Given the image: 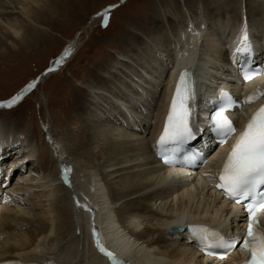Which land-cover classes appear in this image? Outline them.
I'll use <instances>...</instances> for the list:
<instances>
[{
  "label": "bare ground",
  "instance_id": "bare-ground-1",
  "mask_svg": "<svg viewBox=\"0 0 264 264\" xmlns=\"http://www.w3.org/2000/svg\"><path fill=\"white\" fill-rule=\"evenodd\" d=\"M30 2V4L33 3V1ZM58 2L61 0L55 1V3ZM38 3L35 4L36 8L33 11H36V14L32 18L40 23V17L47 12L36 10L37 7H40L41 1ZM0 5L3 6L2 3ZM10 7L14 10L17 5L8 6V8ZM19 7L22 8V6ZM211 8H219V5L215 4ZM0 12L9 14L16 11ZM223 12L220 11L216 15L222 16ZM250 12L251 22L248 13L246 16L256 35L261 29L256 25L258 23L256 16H262L264 10L252 8ZM233 15L238 18L240 23L244 13L237 12L236 15ZM208 17L209 19L206 18L204 22L212 23L213 19H210L209 15ZM152 19L148 20L149 26L155 24L156 20ZM191 21L184 25L186 29L191 25ZM7 22L9 21L7 20ZM181 22L179 21V23ZM259 24L261 25V23ZM229 25L227 22L224 25V30ZM3 27L15 32L14 35H19V31L14 29V26L3 25ZM186 33L189 32H184L185 39L179 37L178 42L175 43L174 54H171L173 48H168L171 44L168 43L169 39L161 41L160 38L158 40L155 38L152 45L161 49L158 55H153V58L148 56L144 58V54H138L136 57L126 54L118 59L114 71L110 72L114 79L104 75L105 82L108 83L87 86L90 111L89 116L85 119V127L88 132L94 129L93 126L98 128L91 121L103 117L109 121L126 120L123 113L126 118L131 116L132 127L139 126L147 129V126L153 124L148 131L142 130L143 133L140 134L130 128L124 129L125 127L109 123L106 127L110 129V135L114 139L113 152H110L108 159L104 161V168L102 163L98 166L85 162L82 160L81 154L74 157L73 155L77 154L76 149L67 146L64 149L60 148V151L66 150L67 155L73 154V157L68 156L71 159L70 164H66L64 153H62L64 156L59 159L55 158L56 160L54 159L55 155L51 154L52 167L55 165V161L58 164L54 168L56 171H43L46 160L43 155L40 158L42 165L37 170V174L34 173L36 170L33 168H30L29 174H27L22 171L23 165L26 163L29 166L32 161L37 159L36 148L34 149L31 144L25 145L28 141L17 137L15 132L14 135L6 133L2 125L4 119L0 118V145H5L6 136L14 137L7 146L13 144L12 147L16 145L19 147L16 148L19 153L11 157L9 163L8 161L0 163L4 175L7 174L8 177L4 180L10 184L13 190L0 186V197L2 196L4 199L6 192L5 199L10 202H8L9 204H0V264L18 259L37 260L41 263L52 260L58 264H111L121 258L130 264H232L234 259L240 257L237 251L230 259L215 261L213 258L204 256L201 250L191 244L173 239L181 233L180 231L168 233L169 226L177 224L178 221L187 222L191 219L207 221L224 231L228 229L227 224L236 225L233 224L230 217L232 214L230 203L223 201L221 192L216 191L211 185V167L212 165L216 169L220 167L227 154L224 147L211 153L210 166L193 175L176 169L172 171L164 169L160 159L151 151L152 143H155L161 134L167 113L172 78L180 66L181 68L192 67L194 74L196 73L198 76L200 86L207 93L211 91L214 83L218 84L223 81L224 77H229V70L225 69L223 65L226 59L223 58L226 49L223 44L225 42H219L215 38L216 36L210 33H206L202 37L197 35L195 39L193 35L192 39L194 40H189L186 38ZM9 34L7 33V35ZM24 34L23 36H27L26 32ZM138 34L140 35L138 32H132L133 41H141V35ZM189 37L191 36L189 35ZM164 42L166 47L162 48ZM179 43H181L180 47H178ZM70 46L69 44L64 48L50 67L55 66L57 59L61 56H64V59L59 60L57 68H62L68 63L72 55ZM65 52L68 54L64 55ZM166 53L171 57L168 58ZM162 56L163 58H161ZM168 63L170 65H167ZM57 68L54 71L58 70ZM51 73V71L42 72L38 78L36 77L37 79L34 78L32 81H38L37 86ZM261 82H264V78L257 79L253 83ZM132 85L134 89L131 88ZM232 86L235 87V85ZM123 88H126V92ZM127 95H130L131 98H128ZM214 95L216 93L210 94V97ZM129 99L132 100V104ZM157 101L159 105L155 103ZM133 103L145 106L149 114L139 112ZM115 104L116 108H119L118 111L123 113L113 112L112 106ZM256 104L258 103L251 104L249 107L251 110L247 112H251ZM15 106L17 105L12 108ZM81 106L80 108H85V106ZM12 108L6 107L2 110ZM152 108L153 110H151ZM232 118L238 125V131L243 130L246 118L238 111L232 114ZM51 131L48 128L46 133L53 135ZM23 146L25 150L22 152ZM5 150V154H8L15 149ZM66 168L70 169L67 175H65ZM16 172L18 174L21 172L22 176L13 183L17 175ZM61 173L60 178H64L62 184L58 182ZM64 184L66 185L65 189L62 187ZM109 185L112 186L111 191H109ZM15 191L21 198L23 195L26 197L25 204L31 205V208L34 209L33 215L28 212L26 207L22 206L24 204L15 199ZM30 225H34L35 228H29ZM241 226L243 223L238 224L239 228ZM101 246L105 251L100 250ZM109 252L113 256H109L107 254Z\"/></svg>",
  "mask_w": 264,
  "mask_h": 264
},
{
  "label": "rangeland",
  "instance_id": "rangeland-1",
  "mask_svg": "<svg viewBox=\"0 0 264 264\" xmlns=\"http://www.w3.org/2000/svg\"><path fill=\"white\" fill-rule=\"evenodd\" d=\"M30 1H33V5L30 4ZM40 1L41 5L36 10L46 11L47 14L40 17L39 23L35 19L33 20L32 16L36 14V11H33L36 8L35 4H39ZM55 1L58 0H45L44 2L42 0H29V2L28 0H5V2L2 0L0 2L3 5H0V11H16L9 14L0 12V101L8 100L20 90L25 89L34 78H38L46 68L51 66L53 60L61 54L67 45L70 44V48H72V55L68 63L62 68H57L56 71L53 70L54 72L51 71L52 73L47 79L39 82L32 91L24 95L17 106L8 110H2L6 107H0V118L4 119L2 125L6 133L14 135L15 132L17 137L28 141L25 145L31 144L34 149L36 148L37 159L30 163L32 165L27 166L28 168L25 170L27 174H29L30 168L35 169L34 173L37 174V170L42 165L40 158L43 155L46 159L44 170L41 169L43 171H56L54 168L58 164L55 161V165L52 167L51 154L55 155L54 159H59L65 154L66 164H70V157L73 154H69L70 157H68L66 150L60 151V148L64 149L67 146L76 149L77 154L73 155L74 157L81 154V158L85 162L98 166L102 163L104 168V161L113 152L114 141L110 135V129L106 126L109 123L121 126L119 125L121 121H109L104 117L96 119L97 121L94 120L91 123L93 122L98 128L93 126L94 131H87L85 119L89 116L90 111L88 106L90 102L87 100L89 98L88 85L108 83L105 82L103 76L114 77L110 72L114 71L118 59L126 54L130 57L144 54V58H147L145 56L153 58L152 56L158 55L161 50L152 45L155 38L156 40L160 38L161 41L169 39L168 43L171 44L168 48H173L171 54H174L175 43L178 42L179 37L185 39L184 32H189L186 33V38L189 40H194L197 35L202 37L206 33H210L216 36L215 38L219 42H225L223 44L226 46L242 22L247 19L246 13L249 14L251 22L250 11L252 8L264 10V0H61L58 3ZM117 3L118 5L108 12L107 24H105V14L98 15V13ZM215 4H218L219 8H211ZM12 5H17V8L14 10L11 7L8 8ZM220 11H224L223 15L217 16L216 14ZM237 12L244 13L245 16H242L240 23L238 18L233 15H236ZM208 15L211 16L210 19H213L212 23L204 22L206 18L209 19ZM260 16H256L258 22L256 25L261 28V31H264V14ZM149 19L156 20L155 24L149 26ZM179 21L182 22L179 23ZM189 21H191V25L186 29L184 25ZM227 22L230 25L224 30V25ZM248 24L250 25L249 21ZM3 25L14 26V29L19 31L20 37L14 35L15 32L4 28ZM250 26L252 27V25ZM6 32L10 34L7 35ZM23 32H26L27 36H23L25 35ZM132 32L140 33L141 41H133ZM193 35L194 39H192ZM162 45V48L166 47L165 42ZM180 46L181 43L178 47ZM163 52L165 51L163 50ZM166 55L168 58L171 57L168 53ZM123 90L126 92V88ZM130 95L127 97L131 98ZM157 97L159 99V96ZM129 102L131 103V101ZM80 105L85 108H80ZM112 109L116 114L120 111H118L119 108H116V104L112 106ZM125 119L130 121L131 116L127 118L125 116ZM152 125L147 126V129L142 127V130L148 131ZM48 128L52 130L53 135L46 133ZM13 138L5 136V145H0L3 154H5V149L11 151L19 148L18 145L12 147L13 144L7 146ZM24 150L23 146L21 151ZM99 171L101 172V170ZM11 172L13 173V170ZM61 175L62 173L58 180L60 183L64 179L60 178ZM21 176V172L17 173L13 183ZM19 181L21 182V180ZM65 186L64 184L62 187L65 189ZM111 189L112 186L109 185V191ZM24 207L33 215L34 209L31 208V205L26 204ZM29 228L34 229L35 227L30 225Z\"/></svg>",
  "mask_w": 264,
  "mask_h": 264
},
{
  "label": "snow or ice",
  "instance_id": "snow-or-ice-1",
  "mask_svg": "<svg viewBox=\"0 0 264 264\" xmlns=\"http://www.w3.org/2000/svg\"><path fill=\"white\" fill-rule=\"evenodd\" d=\"M108 10L105 11V24H107ZM242 46L235 49L236 54L250 55V44L247 43V35L244 34ZM68 53L65 52L64 55ZM64 56L59 58L60 61ZM49 68L47 71H52ZM189 73L182 72L176 85L175 93L166 117L163 132L157 140L158 155L164 163L171 164L178 154L185 151V146L197 138L191 124V100L193 89L188 80ZM245 81L253 79L251 73L246 74ZM38 81H32L20 93L8 100L0 101V107L11 108L16 105L27 91L36 86ZM264 95V90L257 89L252 94L244 97L245 102ZM219 110L210 117L211 131L220 137L221 143L236 132L234 122L226 115V111L236 106V102L223 93ZM199 131V130H197ZM70 171L65 169V175ZM220 183L216 187L224 190L228 197L236 203L246 202L245 209L249 220L245 237L236 238L226 236L215 229L205 225L184 226L191 235L193 241L206 253L225 258L229 250L235 249L239 243L247 249L249 256L245 264H264V228L261 227L259 216L264 214V105H262L247 121L244 130L241 131L232 145L222 170L219 174ZM182 226L174 225V229ZM216 249L224 251L217 253ZM101 251L105 249L101 246ZM113 256L112 253H107ZM123 264V262H121Z\"/></svg>",
  "mask_w": 264,
  "mask_h": 264
},
{
  "label": "water",
  "instance_id": "water-1",
  "mask_svg": "<svg viewBox=\"0 0 264 264\" xmlns=\"http://www.w3.org/2000/svg\"><path fill=\"white\" fill-rule=\"evenodd\" d=\"M117 5H118V3H117V4L110 5V6L106 7V8H104V9H102V10L98 13V15L104 14L106 10L109 11V10L113 9L114 7H116ZM58 64H59V58L57 59V61H56V63H55V66H52V67H48V68H46V69L43 71V73L50 72V71H47L49 68H52L53 70H55V69L57 68ZM53 70H52V71H53Z\"/></svg>",
  "mask_w": 264,
  "mask_h": 264
}]
</instances>
